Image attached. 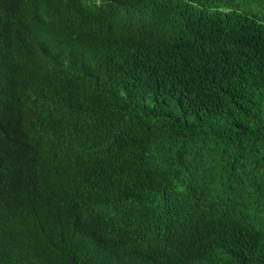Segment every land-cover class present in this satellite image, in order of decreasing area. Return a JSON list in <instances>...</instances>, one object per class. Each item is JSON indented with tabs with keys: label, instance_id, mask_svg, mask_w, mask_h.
<instances>
[{
	"label": "trees",
	"instance_id": "16d2710c",
	"mask_svg": "<svg viewBox=\"0 0 264 264\" xmlns=\"http://www.w3.org/2000/svg\"><path fill=\"white\" fill-rule=\"evenodd\" d=\"M0 264H264V0H0Z\"/></svg>",
	"mask_w": 264,
	"mask_h": 264
}]
</instances>
